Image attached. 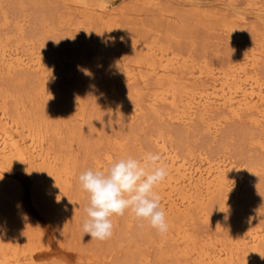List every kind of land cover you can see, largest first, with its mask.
Segmentation results:
<instances>
[{"label":"rangeland","instance_id":"374dc122","mask_svg":"<svg viewBox=\"0 0 264 264\" xmlns=\"http://www.w3.org/2000/svg\"><path fill=\"white\" fill-rule=\"evenodd\" d=\"M70 1L0 2V34L8 31L14 43L18 36L17 21L26 15L30 18L26 36L37 44L44 43L49 58L56 62L65 60L63 71H70L72 67L76 70L71 78L60 82L61 93L52 97L42 94L41 80L35 74L21 79L0 76V91L12 94L9 107L13 114L17 113L18 101H24L27 110L23 114L27 121L40 123L45 130H50L54 152L62 153L64 163L73 172L70 184L66 185L64 180L59 182L67 193L62 202L45 173L29 175L21 171L20 180L13 186V200L6 203L7 207L13 203L7 217L10 219H0V244L13 245L21 240L19 264H194L191 260H179L173 239L167 238L161 243V234L147 222L141 226L130 212L113 217L115 227L110 239L91 240L84 235L82 222L88 198L80 188L78 176L104 163L108 154L115 160L127 155L140 157L146 150L157 151L159 146L155 140L162 134L182 155L197 157L201 150L212 156L226 153L239 163L261 168L264 148L259 147L258 141L264 140L262 129L247 119L231 120L218 136H213L207 124L198 119L191 126L171 120L168 105L152 104L154 79L149 76L145 83L125 82L116 64L118 59H123L133 66L139 58L135 49L120 39L119 34L124 31L165 48V61L169 54L172 57L180 53L197 59L206 57L210 64H226L237 48L228 42L226 32L221 29L223 22L241 25L248 21L251 31L261 36L264 8L250 6L251 0H98L110 8L115 7V12L118 9L117 14L122 10L124 13L117 17L118 26L115 24L112 28L93 19L89 23L92 32L84 37L75 27L82 20L81 16L66 5ZM155 1L158 4H154ZM4 11L10 16L8 24H4ZM83 63L87 67L81 69ZM93 64L96 66L88 67ZM155 109H159L162 116ZM244 194L240 205L230 207L227 212L211 206L209 218L195 214L189 221L191 230L203 238L211 236L208 239L212 241L228 242L236 236L238 226L264 227V210H260L264 202V173L256 175ZM216 220H228L229 224L217 228ZM29 233L31 237L25 240L23 236ZM28 254L35 255L32 262ZM145 256H149L148 263Z\"/></svg>","mask_w":264,"mask_h":264},{"label":"bare ground","instance_id":"6f19581e","mask_svg":"<svg viewBox=\"0 0 264 264\" xmlns=\"http://www.w3.org/2000/svg\"><path fill=\"white\" fill-rule=\"evenodd\" d=\"M70 4L66 3L68 9H72V12L74 10L82 18L75 27L84 37L92 32L89 23L93 19H99L112 28L118 22L119 14L124 13L122 10L117 14L118 9L115 12V7L110 8L98 0H71ZM154 4L158 2L155 1ZM249 4L257 9L264 8V0H251ZM3 16L4 24H8L10 16L6 11ZM29 19L25 15L17 21L18 36L14 43L10 39L12 34L9 35L8 31L0 34V76H17L15 78L21 79L24 75L35 74L41 80L43 95L58 96L61 93L60 82L71 78L76 70L72 67L70 71H63L65 60L56 62L49 58L44 43L37 44L34 39L26 36ZM221 29L226 32L228 42L237 48L226 64H210L206 57L197 59L180 53L173 54L172 57L169 54L165 61V48L156 42L147 43L124 31L119 34L120 39L134 48L139 58L133 66L125 63L123 59L117 60L121 79L125 82L145 83L149 76L153 78L155 91L152 94V104L168 105L170 119L185 126H191L198 119L207 124L213 136H218L229 121L247 119L264 132V34L257 36L253 33L248 21L241 25L224 21ZM54 30L55 28L52 31ZM53 54L51 55L55 56ZM95 66L93 64L88 67ZM80 67L85 68L87 64L83 63ZM113 89L116 88L113 86ZM11 96L9 91H0L1 220L10 219L7 217L9 211H12L10 208L13 203L9 208L6 203L14 197L13 186L20 180L21 171L29 175L36 174L35 172L45 173L53 182L62 202L66 200L67 193L62 190L59 182L64 180L68 185L73 176V172L64 163L62 153L60 155L54 152L50 130H45L40 123L27 121L23 114L27 106L22 100L17 103V113L13 114L9 107ZM138 109L139 107L135 108L133 112ZM155 112L160 116L163 114L159 109H155ZM55 132L58 134V130ZM258 142L259 147L264 148V140ZM155 144L159 146L157 151L146 150L142 155L158 152L163 158L162 163L168 167L169 175L155 188L162 198L161 206L166 212L169 224V231L161 235L160 242H165L167 238L173 239L176 242L174 252L178 259L191 260L194 264H264V227L238 226V230H235L236 236L226 242L220 239L209 240L211 236L203 238L189 226V221L195 214L209 218L211 206H218L224 212L230 207L239 206L245 189L254 183L259 172L264 173V163L261 168L251 167L235 161L226 153L212 156L203 150L197 157L191 158L180 154L175 146L169 145L163 134L155 140ZM112 161V154H108L107 160L98 163L97 168H107ZM260 208L264 210V202ZM214 224L217 228H222L229 223L228 220H216ZM23 237L28 240L31 234ZM25 240L22 241L26 242ZM20 242L18 240L13 245L0 244V264H19L22 258ZM34 256L31 254L28 260L32 262ZM145 260L148 263L149 256H145Z\"/></svg>","mask_w":264,"mask_h":264},{"label":"clouds","instance_id":"9594fccd","mask_svg":"<svg viewBox=\"0 0 264 264\" xmlns=\"http://www.w3.org/2000/svg\"><path fill=\"white\" fill-rule=\"evenodd\" d=\"M162 160L160 153L147 152L140 157L127 155L115 159L107 168L82 171L78 182L88 198L83 234L91 240H108L114 232L113 217L128 212L141 226L147 222L158 234H166L169 231L166 212L161 206V196L155 191L169 175Z\"/></svg>","mask_w":264,"mask_h":264}]
</instances>
